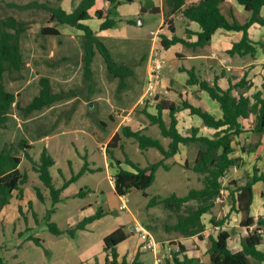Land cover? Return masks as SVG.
<instances>
[{"label":"rangeland","instance_id":"374dc122","mask_svg":"<svg viewBox=\"0 0 264 264\" xmlns=\"http://www.w3.org/2000/svg\"><path fill=\"white\" fill-rule=\"evenodd\" d=\"M31 1L33 0H0V19L13 16L27 27V31L20 39V51L24 63L21 78L12 80L8 74L3 78L7 91L15 95V102L6 128L0 129V148L4 145H13V153L22 159L19 170L26 175V182L20 186L23 198L19 199L17 192H14L9 204L0 212V259L5 264H93L95 261L103 264V238L118 228H122L127 235L124 249L128 252L133 250L137 237L136 234L131 233V225H141L150 231L154 241L161 248L158 251L160 255L167 248L168 243H175L168 242L167 233H172L173 230L166 227L177 221V215H185L186 211L195 208L197 203L191 201L183 205L177 213L166 209L161 203L152 207H149L148 203L152 198L165 199L171 195L183 197L190 190L203 187V175L191 169L199 144L182 146L178 155L165 160L164 163L169 170L159 167L155 172L154 182L144 192L130 190L125 195L127 199L125 210H119L121 200L114 192L111 181L112 173L115 172V169L112 170L114 163H111L105 154V147L112 132L117 128L120 132L123 125L133 130H140L145 126V134L159 139L165 146L170 141L161 136L157 125L152 124L145 115V113L155 114L157 103L156 98L155 102L151 103L144 96L149 67V63L147 65V62H144L147 61L150 50L152 53H158V56L166 61V69L161 71L160 85L156 94L159 99L175 104L185 99L196 107L213 112L210 99H202L201 91L197 87L186 86L187 75L179 71L181 66L187 69L192 65L196 66L197 60L195 61L194 58L204 51L198 49L194 51L182 45L159 51L158 35L165 31L170 35L167 31L170 20L167 16L168 9L163 1L162 16L151 11L145 13V0H134V7L140 14L136 17V25L129 28V34L135 37L132 40L134 42L121 46L111 42L108 45L115 60L131 66L135 70V76L129 79V87L117 95V81L107 76L105 65L97 55L92 64L94 88L93 93L89 95L82 81L81 36L67 26H58L60 32L63 29H70L62 32L60 36H42L41 27L52 25L49 24L45 12L21 11L11 6ZM38 1H50L58 5L61 2ZM77 1L79 0L73 1L70 7H74ZM187 3H191L190 0H187ZM95 7L100 9L108 7V11L112 13L111 18L116 19L115 6L98 1ZM118 9L127 14L128 10L132 9L131 3L119 2ZM222 12L227 16L226 5L223 6ZM129 16L134 17V15ZM171 19L176 33L187 39L188 36L184 32L188 26L186 21L179 14L173 15ZM139 20L140 25H138ZM174 52H176V62L173 59ZM207 56L214 72H219L222 68L220 60L223 58L226 59V63H222L223 66L229 65L224 51L215 57L210 53ZM185 57L188 61H182ZM64 58L67 60H61ZM53 62L57 64L50 66L49 63ZM243 71L242 69L239 73ZM204 75L211 79L208 69ZM41 77L50 80L54 92L69 91L70 96L50 107L25 115L19 111L17 105L23 107L37 95ZM170 80H172L171 84H169ZM247 91L248 89L240 90L246 95L252 94ZM179 115L181 114L178 113L176 116L179 122L181 120L179 129L182 134L190 133L191 127H195L200 135H213V130L207 128L198 117L188 116V111L182 112L183 118ZM163 117L168 123L166 112ZM252 123L253 118L243 120L244 132L238 137H233L234 151L231 157L235 158L237 163L229 172L224 188L232 180L249 179L253 167L264 173V134L251 132ZM21 140H25L31 146L28 153L34 162H38L42 149H47L54 159L50 176L55 188H59L72 176L77 177L63 190L58 203L52 204L49 190L40 181L38 173L33 170L32 162L18 149L17 143ZM120 143L122 149L112 150L118 160L123 161L127 158L134 164L145 167L161 159L156 149L141 150L133 139L121 135ZM185 161L186 166H184ZM122 165L128 168L126 164ZM84 166L88 168L87 171L77 176ZM36 190H39L42 200L37 197ZM80 192L84 195H78ZM230 209V196L223 189L210 212L202 217L204 229L200 233L201 239L192 236V258L199 261L204 260L208 255L210 247L208 234H215L217 231L210 224V219H222ZM255 209L264 213V197L256 202L254 213ZM99 211L104 212L102 217L88 223L84 230H75L82 220ZM256 216L262 217L260 214ZM51 223L61 234L51 233L49 230ZM223 229L230 231L229 249L237 251L246 236L245 231L239 227V216L232 212L228 224ZM71 230L73 231L70 232ZM174 232L175 235L190 237L179 231ZM261 249H264V234ZM135 252H140L137 247ZM141 256L142 259H148V262L142 260L143 264H154L151 252L142 253ZM250 260L251 264H264Z\"/></svg>","mask_w":264,"mask_h":264},{"label":"trees","instance_id":"16d2710c","mask_svg":"<svg viewBox=\"0 0 264 264\" xmlns=\"http://www.w3.org/2000/svg\"><path fill=\"white\" fill-rule=\"evenodd\" d=\"M60 1L56 0V2ZM98 1L113 6H116L119 2H133V0H79L71 12H66L60 5L53 4L50 1L40 2L33 0L26 4H12L11 6L21 11L45 12L48 16L49 24L52 25L41 27L40 34L42 36H60L61 32L58 26H67L81 32L80 63L82 67V81L88 89V94L91 95L93 93L92 62L98 54L105 65L107 76L112 80H117L116 94L120 95L129 87L128 79L134 76V71L131 66L116 62L106 44L84 21L97 19L101 21L99 29L107 30L114 28L117 22H121L122 19L118 17L116 12L114 14L118 19L114 20L111 18L112 13L110 11L105 13L101 9H94ZM224 1L199 0L196 3H187V0H164V4L168 9L167 16L170 17L167 25L170 37L164 34L158 35L159 47L161 49H169L179 44L192 50L204 48L210 45L211 38L217 30H224L227 32H241L242 34L241 39L233 43L231 48L226 51L228 56L254 57L256 47L252 44L248 30L253 24L264 28V18L261 14L264 10V0H235L245 11L250 13L249 19L243 24H240L233 16L231 20H228L223 15L220 5ZM149 11L158 14L160 9L153 7ZM176 14H179L187 23L193 22L198 25L200 31L194 33L196 41L192 42L188 38L176 36V29L172 24L173 19H171ZM125 22L131 25L136 24V21L131 19ZM26 31V25L13 16L0 19V129L6 128L12 105L15 102V95L7 91L3 78L5 74H8L12 80L21 78L24 63L20 51V39ZM185 33L192 35L187 29ZM49 64L50 66H55L57 62ZM179 71L187 75L186 86L197 87L198 90L205 92L210 100L218 104L221 117L217 118L205 109L196 107L185 99L181 100L179 104H175L167 100H159L156 95V113H145V115L152 124L157 125L161 136L168 138L170 141L165 146L159 139L145 134L144 130L133 131L129 126L124 125L121 127L120 132H115L105 147V154L111 163H114L115 172L111 177L114 192L119 197L125 196L132 189L144 192L154 182L155 172L159 167L169 170V167L164 163L165 160L178 155L182 146L198 143L199 148L191 169L203 175V187L198 190L192 189L183 197L171 195L165 199L152 198L148 206L152 207L161 203L166 209L177 213L183 205L195 201L197 203L195 208L187 210L185 215H177V221L166 228L176 232L179 231L185 236H198L200 239V233L204 229L202 217L210 212L216 198L220 197L223 189L230 196L231 209L222 219H210V224L217 231L215 234H208L210 241L208 263L188 257L185 253V247L179 245V252L172 253L165 259L164 264H251L250 259L264 262V249H258L263 240L264 216L255 217L251 214L253 186L256 183L261 184L260 198L264 197V173L253 167L249 179L245 181L232 180L227 183L225 188L222 187L219 181L220 177L230 172L237 163V160L231 157V155L234 151L232 146L233 137H238L244 132L240 120L252 117L251 132L264 134V81L259 90L251 95H246L240 92L239 89L247 90L250 88V84L243 77L233 83L235 78L229 70L223 69L212 82L203 79L195 72L194 68L187 69L181 66L179 67ZM220 77L227 78L228 87L226 89L219 86L217 81ZM38 85L39 90L37 95L28 104L23 107L17 105L19 111L25 115H30L35 111L50 107L70 96L69 91L54 92L47 77H41ZM233 92H236V94ZM184 110L188 111L189 116L198 117L207 128L215 131L214 134L212 136L200 135L199 130L193 127L189 134L183 135L178 130L176 115ZM71 112H73V109H71ZM163 112L167 113L169 118L168 123L163 118ZM121 135L125 138L133 139L141 150L156 149L160 153L161 159L145 167H140L127 158H124L123 161L116 159L112 150L116 148L122 149L120 143ZM17 147L22 151L23 156L32 162L33 170L38 173L40 181L48 188L52 204L58 203L63 190L77 177L72 176L71 179L65 181L59 188H55L50 176V168L54 165V159L47 149L43 148L38 162H34L28 153L31 146L25 140L19 141ZM13 152V145H4L0 148V212L3 207L9 204L14 192H17L19 199L23 198L20 186L26 182V175L22 174L19 170L21 157ZM123 163L133 171L124 169L121 166ZM186 165L185 161L184 166ZM87 169L84 166L77 176L87 171ZM36 193L37 197L42 200L43 198L39 190H36ZM78 195L83 196L84 193L80 192ZM232 212L239 216V227L246 234L241 242V249L237 251L229 249L230 231L223 229L228 224ZM103 215L104 212L99 211L95 215L82 220L75 227V230H84L88 223ZM49 230L55 235L61 234L52 223L49 224ZM126 239L127 235L122 228L114 230L103 238V252L106 253L103 264H142L139 259V252L136 253L130 262L124 257L119 260L116 248ZM35 242L38 243V240L35 239ZM0 264H5L2 259H0ZM93 264L99 263L95 261Z\"/></svg>","mask_w":264,"mask_h":264},{"label":"crops","instance_id":"0c3cea01","mask_svg":"<svg viewBox=\"0 0 264 264\" xmlns=\"http://www.w3.org/2000/svg\"><path fill=\"white\" fill-rule=\"evenodd\" d=\"M163 1L164 0H145L146 11H144V12L147 13L153 7H158L160 9V12L158 14H161V16H162V13H163ZM198 1L199 0H190L191 3H196ZM72 2H73L72 0H61L60 6L66 12H71L72 9L74 8L73 6H72V8L70 7V5L72 4ZM224 5H226V10H227L228 14H226L227 16H225L224 14L223 15L228 20H231V17L233 16L240 24H243L244 22H246L249 19L250 13L247 12V11H245L244 8L241 5H239L235 0H225L220 5L221 12L223 11V6ZM118 6H119V3L115 6V12L118 14V17H120V19H122V21L121 22H117L116 26L114 28H112V29L100 30L99 29V25H100L101 21H99L97 19H89V20L84 21V23L86 25H88L93 31H95L97 33V35L100 37V39L106 44V46L110 50V53H111L112 57H113L112 50L110 49L108 43L113 42L116 46H121L123 44L126 45L128 43L134 42L132 40L135 37H133V36H131L129 34L130 33L129 28L130 27H133L136 24H134V25L127 24L125 21L128 20V19H131V20H134L135 21L136 20V17H138L140 15L137 12V10L135 9L136 7H134L135 6L134 0L131 3L132 9L128 10L129 12H127V14H124L123 12L119 11ZM94 9H100V8L94 7ZM101 10L106 13L108 11V7H106L105 9H101ZM261 14H262V16L264 18V10L262 11ZM129 15H134V17L132 18ZM116 19H118V18H116ZM162 23H163V20L161 21L160 26L162 25ZM187 25H188L187 26V30H189L192 33V35H188L187 34V36H188L187 38L190 41L194 42V41H196V36H195L194 33L199 32L200 29H199L198 25L196 23H193V22L187 23ZM69 30L70 29H63L61 31V33L64 32V31H69ZM160 30L161 31H164V29H160ZM185 31H186V29H184V32ZM76 33L81 36V32L76 31ZM248 33H249V37H250V39L252 41V44L255 45V47H256V53H255L254 57H250V56H238V55H234L232 57L228 56L227 53H226V51L231 48V46H232L233 43L238 42L241 39L242 34H241V32H227V31H224V30H217L216 33L212 36L211 43H210L209 46H206L204 48H198V50H202L204 52L198 54V56H196L194 58V60L195 61L197 60L198 62L197 61H196V63L194 62L196 64V66L192 65L191 68H194L195 72L198 75H200L203 79H206L207 81H212L216 76H218L220 74V72L223 69H226V70H229L230 73H231V75L235 78L233 80V83H235L241 77H243L244 80L247 83L250 84V88L248 89L247 92L254 93L255 91L259 90L260 87H261L262 82L264 81V28H262V27H260V26H258L256 24H253L249 28ZM162 34L167 35L168 37H170L168 34H166V31L163 32ZM175 34L178 37L185 38L184 36H179L176 33V31H175ZM140 41L143 42V40H140ZM177 45H179V44H177ZM175 47H176V45L175 46H172L171 48H175ZM159 48L160 47L158 46V49ZM171 48H169V49H171ZM149 49H150V47H149ZM161 50L162 49L160 48L159 51H161ZM195 50H197V49H195ZM223 51H224V54L227 55V61H229V65L223 66L226 63V59L223 58V59L220 60V62L222 61V63H224V64L221 63L222 68L220 69L219 72H214L213 66L211 65V62L208 60L209 59V56H207V55L210 53L213 57H215L217 54H219V53H221ZM175 54H176V52L173 53V59H174V61L177 59V58H175L176 57ZM151 55H152V50H150L148 52L147 61L144 62V63L147 62V65L149 63L148 60H149V58H150ZM95 57H94V59H95ZM113 59L115 60L114 57H113ZM182 61H188V58L187 57L182 58ZM116 62H118V61H116ZM175 62H173V63H175ZM119 63H122V62H119ZM92 64H93V62H92ZM165 69H166V67H165ZM207 69L211 73V79L208 76H205L204 75V72L207 71ZM242 69L244 71L242 73H239V72H241ZM133 71H134V76H135V70L133 69ZM186 79L187 78H185V81H186ZM171 82H172V80H170L169 84H171ZM217 82H218L219 86L221 88H223V89H226L228 87V81H227V78L226 77H220V78H218V81ZM128 84H129V79H128ZM240 90H243V89H240ZM233 93L236 94V92H233ZM200 95L202 96V99H204V98L210 99L208 97V95L205 92H203V91L200 92ZM158 99H159V97H158ZM210 101H211V104H212V110H213V112H211L210 110H206V109L205 110L208 111V112H210L211 114H213L217 118L221 117V111L219 109L218 104L216 102L212 101V100H210ZM197 107H199V106H197ZM184 111H187V110H184ZM182 112L183 111L179 112L181 114V115H179V116H181V118H183L182 117L183 116L182 115ZM164 113L165 112H163V114ZM190 117H192V116H190ZM251 118L252 117H250L248 119H251ZM248 119H246V120H248ZM180 123H181V120H180V122L178 120L177 127H178V130L179 131H180V129H179ZM240 123L242 124L243 131H244V128L245 127L243 125V120H240ZM144 128H145V126H142V129H140V130H144ZM133 131H136V130H133ZM115 132H118V128L115 129L114 132H112L111 137H112V135ZM214 132L215 131L213 130V134H214ZM144 133H145V131H144ZM185 135H187V134H185ZM121 166L123 167V165H121ZM124 169H126V168H124ZM112 170H114V168H112ZM126 170L133 171L129 167ZM112 174H114V173H112ZM259 186H261L260 183H256L253 186V202H252V205H251V214L253 216H255V217H257L256 214H260V215L264 216V213H262V211L259 212V209H255V211L257 213L256 212L255 213L253 212V210L255 208V204H256V202H258V200L260 198L259 193H260L261 188H259ZM131 226H130V228H131ZM232 233H233V231H232ZM167 234H168V237H167L168 242L169 241H174L175 242L174 244H178V245L184 246L185 247V253H186V255L188 257H191L192 258V236L185 238V237L180 236V235H175V232L174 231L172 233L170 232V233H167ZM137 245H138V240H137V243L134 246L133 250L131 252H128L123 247V246H125V241L122 242L121 244H119L117 246V248H116L117 253H118V256H119V260H121L124 257L128 262L132 261L133 258H134V256L137 253V252H135V248L137 247ZM193 247H194L195 250H198L197 247H195V246H193ZM240 249H241V244H240V248L238 250H240ZM258 249L262 250L261 249V245L258 247ZM141 254L142 253H140V256H139L140 262L142 264H143V261L144 262H148V259H146V258L145 259H142L143 256H141ZM105 255H106V253L104 252L103 253V263H104V257H105ZM199 261L200 262H204V263H208L209 262V255H207L204 258V260H199Z\"/></svg>","mask_w":264,"mask_h":264},{"label":"built area","instance_id":"2783aa9c","mask_svg":"<svg viewBox=\"0 0 264 264\" xmlns=\"http://www.w3.org/2000/svg\"><path fill=\"white\" fill-rule=\"evenodd\" d=\"M165 67H166V61L161 59L158 56V53H152L149 59V67H148L147 78L144 89V96L151 103L155 102V96L157 94V89L160 85V80H161V71L164 70ZM228 176H229V172L223 175L222 177H220L219 181L222 187L224 183L227 181ZM218 199L219 197L216 198V200ZM120 200L121 203L119 205V210H125L127 199L125 198V196H122L120 197ZM130 230L132 234H136L138 240V245H137L138 251H140L141 253L151 252L153 254L154 264H164L165 259L167 257H169L172 253L179 252L178 244L168 243L167 248H165V250L159 255L158 251L161 248L158 247L159 244L154 241L149 230H147L145 227L141 225H132Z\"/></svg>","mask_w":264,"mask_h":264},{"label":"water","instance_id":"95a60500","mask_svg":"<svg viewBox=\"0 0 264 264\" xmlns=\"http://www.w3.org/2000/svg\"><path fill=\"white\" fill-rule=\"evenodd\" d=\"M144 11H146V9ZM140 23H141V21L139 20V24L138 25H140ZM89 106H91V103H89Z\"/></svg>","mask_w":264,"mask_h":264}]
</instances>
